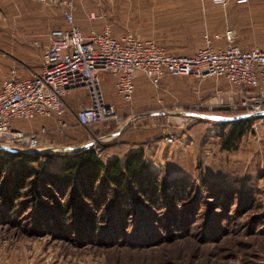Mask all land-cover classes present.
Wrapping results in <instances>:
<instances>
[{
	"label": "rangeland",
	"instance_id": "rangeland-1",
	"mask_svg": "<svg viewBox=\"0 0 264 264\" xmlns=\"http://www.w3.org/2000/svg\"><path fill=\"white\" fill-rule=\"evenodd\" d=\"M235 1L222 5L211 0H73V14L82 31L108 24L116 36L130 30L141 38L154 39L166 50L192 53L202 45L204 31L210 30L207 16L215 21L225 19L224 24L236 28L237 33L251 26ZM22 2L13 8L0 5V82L11 66L25 67L37 60L40 65L48 31L64 25L57 7ZM232 10L238 12L232 15ZM6 13L9 28L2 23ZM91 13L95 17H90ZM173 76L191 82L182 102L175 94L162 90L157 94L153 87V150L145 154L160 178L182 184L185 191L176 203L179 208L191 206L189 212L182 210L178 217L163 223L152 221L156 237L153 231H135L134 214L128 211L129 216L123 217L126 237L101 239L97 234L81 239L76 230H66L68 222L60 225L64 229L60 233L59 224L36 204V196L46 203L48 198L25 189L20 197L11 199L8 208L0 198V264H264V105L261 110L241 105L240 98L247 90L220 76L202 80L190 74ZM209 78L222 90L220 102L211 109L202 103L207 97L200 89ZM101 86L105 97H118L110 90L109 81H102ZM166 95L182 106L164 107ZM157 96L163 102H158ZM69 97L83 100L85 89L77 87ZM124 105L127 112H137ZM115 107L117 118L81 127L88 134L84 142L99 147L102 158L111 134L125 126ZM160 110L166 113L155 115ZM242 115L251 117L252 130L242 137L237 149L222 150V132ZM166 130L173 133V141L165 140ZM69 133L70 126L62 134H43L41 144L47 148L35 151L72 149L74 146L63 142L65 137L69 141ZM211 189L217 195L210 193Z\"/></svg>",
	"mask_w": 264,
	"mask_h": 264
},
{
	"label": "built area",
	"instance_id": "built-area-1",
	"mask_svg": "<svg viewBox=\"0 0 264 264\" xmlns=\"http://www.w3.org/2000/svg\"><path fill=\"white\" fill-rule=\"evenodd\" d=\"M35 1L57 7L66 25L48 31L38 72L18 77L16 68L11 67L3 78L0 86L1 148L46 149L41 144L45 126L29 131L15 126L13 122L57 115L56 131L64 133L70 126L65 114L71 111L64 95L77 87L86 88L87 103L74 111L76 124L83 127L117 118L115 104L107 102L102 89L101 72L112 76L114 91L130 106L137 71L147 77L155 90L162 88L161 80L165 74H190L198 80L211 75L221 76L231 85L247 90L240 98L241 105L259 110L264 105V47L255 45L249 50H242L234 27L206 32L202 36V45L195 51L176 53L166 50L152 38H141L130 30L115 36L108 24L83 32L75 23L73 0ZM211 1L225 5L228 0ZM90 17H95V14L91 13ZM215 39H223V45H215ZM156 99L163 102L161 96ZM261 113H264V108ZM164 137L168 142L174 139L169 130ZM84 145L90 146L91 143ZM94 149L100 156V148Z\"/></svg>",
	"mask_w": 264,
	"mask_h": 264
},
{
	"label": "trees",
	"instance_id": "trees-1",
	"mask_svg": "<svg viewBox=\"0 0 264 264\" xmlns=\"http://www.w3.org/2000/svg\"><path fill=\"white\" fill-rule=\"evenodd\" d=\"M65 25L64 20V25L57 27ZM225 27L224 24L222 29ZM251 127L249 116L232 119L220 136V148L226 151L237 149ZM25 189V192L35 191L48 198L46 203L36 196V204L43 207L40 212L46 211L55 224H59L60 233L64 231L60 225L68 222L66 230H76L81 239H91L97 234L101 239L126 237L123 230L126 219L123 217L129 216L128 211L134 214L135 231H153L156 237L152 221L163 223L191 207L182 204L184 209L182 205L179 208L177 198L185 189L172 179L160 178L143 148L105 159L93 147L85 145L67 151L42 153L0 147V198L3 205L8 208L11 199L20 197ZM211 191L217 195L215 190ZM60 195L63 196L61 199ZM160 209H163L161 214L158 213Z\"/></svg>",
	"mask_w": 264,
	"mask_h": 264
},
{
	"label": "crops",
	"instance_id": "crops-1",
	"mask_svg": "<svg viewBox=\"0 0 264 264\" xmlns=\"http://www.w3.org/2000/svg\"><path fill=\"white\" fill-rule=\"evenodd\" d=\"M22 1L23 0H0V5L3 3V5H7L8 8H13L15 7V5L21 6L23 3ZM32 1L37 2L35 0ZM235 2H236V7L239 8L240 12L245 14L246 20L251 23L249 24L251 25L249 26V28L246 27V29H242L240 33H238L237 43L240 45L242 50H249L255 45H260L264 47V0H243V1L236 0ZM232 11H233L231 13L232 15L238 12L237 10H232ZM5 17H7V19L2 23H5L6 25L5 28H9L8 27L10 21L8 20L10 19L9 14L8 13H6V15L4 14L3 18ZM205 21L208 22L210 26V30H205V32L213 33L217 31H222L223 30L222 28L224 27V23L226 20L220 18L219 20L215 21L213 20L212 16H207L205 17ZM45 26L46 25L43 24L42 28L44 29ZM213 43L215 45H223L224 40L215 39ZM11 67L16 68V75L18 77H24V76H31L35 72H38L40 65L38 64V60H37V63L29 64L28 66L26 65L25 67H16V66H11ZM11 67L8 68L4 77L7 75ZM102 81L104 82L109 81L110 90L111 89L113 90L112 88L113 78L109 73L101 72V82ZM1 82H0V86H1ZM161 82H162V86H161L162 88L160 90H155L157 94L161 95L160 94L161 90L163 91V93L168 92V94L170 95L175 94L177 99H180V102H182L181 100L183 98V93H185V91L187 92L189 82L191 81L187 77H183L180 79L178 78L177 80L176 77H174L173 75L165 74ZM216 83H217L216 80L209 78L207 80H204L200 87L202 95L207 97L202 103H204V105H206L208 109H211L213 104L220 102L221 99V97L219 96L221 95L220 92H222V90H219V88L216 87ZM134 85L135 88H134L131 108L135 109L137 112L134 111L132 113L127 112L125 110V105H124L126 103L123 100H121L120 96L114 98L108 96L109 94H106L107 102L116 104L119 112V117L122 120V124L125 126L121 130H119V128L121 127L119 126L118 130H115V132L111 134L109 138L110 143L107 144L108 150L106 149L105 151L106 153L103 157L105 159L110 158L113 155L121 156L133 149L143 148L146 154L148 149H151V151L153 150V86L150 84L147 77L140 71H137L134 74ZM74 89L68 90L64 95V100L71 109V111L65 114V117L70 124V133L68 135L69 141L67 140L65 135L63 142L67 141L69 145L78 147V146H83L85 144L84 141L86 140V136H88V134L85 128L82 129L81 128L82 126L76 124L74 111L87 103V91L86 88L83 87V89H85V97L83 100L77 98L74 99V97L73 98L69 97L70 93ZM166 99H167V104L164 107H167L168 109H170L173 106L177 108H180L182 106V104L176 105L175 103H172L173 99L169 97V95H166ZM161 113H166V110L163 111L160 110L159 114H155V115L157 116L162 115ZM58 117L59 116L57 115L36 116L31 120H14L13 124L15 126L24 128L29 131H37L43 125L46 128V131L43 134H48V133L53 134L54 132H56L55 130L57 127ZM22 121H26L25 125H19L20 122ZM116 123H120V121L117 120Z\"/></svg>",
	"mask_w": 264,
	"mask_h": 264
},
{
	"label": "water",
	"instance_id": "water-1",
	"mask_svg": "<svg viewBox=\"0 0 264 264\" xmlns=\"http://www.w3.org/2000/svg\"><path fill=\"white\" fill-rule=\"evenodd\" d=\"M78 147H80V146H78Z\"/></svg>",
	"mask_w": 264,
	"mask_h": 264
}]
</instances>
